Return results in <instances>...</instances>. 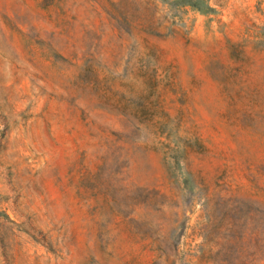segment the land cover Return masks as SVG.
Instances as JSON below:
<instances>
[{
  "label": "rangeland",
  "instance_id": "1",
  "mask_svg": "<svg viewBox=\"0 0 264 264\" xmlns=\"http://www.w3.org/2000/svg\"><path fill=\"white\" fill-rule=\"evenodd\" d=\"M0 264H264V0H0Z\"/></svg>",
  "mask_w": 264,
  "mask_h": 264
}]
</instances>
